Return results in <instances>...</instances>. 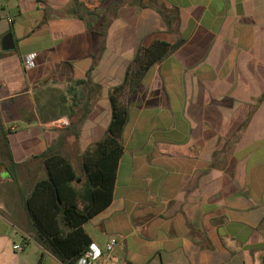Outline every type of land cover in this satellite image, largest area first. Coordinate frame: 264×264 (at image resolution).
Returning <instances> with one entry per match:
<instances>
[{
    "label": "crops",
    "instance_id": "1",
    "mask_svg": "<svg viewBox=\"0 0 264 264\" xmlns=\"http://www.w3.org/2000/svg\"><path fill=\"white\" fill-rule=\"evenodd\" d=\"M156 41L180 44L138 68ZM116 89L122 150L89 244L116 238L119 264H264V0H0V264H67L23 201L49 149L87 188Z\"/></svg>",
    "mask_w": 264,
    "mask_h": 264
},
{
    "label": "trees",
    "instance_id": "2",
    "mask_svg": "<svg viewBox=\"0 0 264 264\" xmlns=\"http://www.w3.org/2000/svg\"><path fill=\"white\" fill-rule=\"evenodd\" d=\"M170 48L161 41L148 48H139L134 64L144 71L148 70L163 60ZM118 94L116 89L111 99L113 118L109 126L110 136L98 143L84 160L87 188L80 191L75 187L77 176L71 164L49 149L43 156L47 177L38 181L23 201L36 230V240L67 264H76L90 245L81 226L104 209L112 197L117 161L122 150L116 136L125 121L122 107L116 105L118 100L115 96Z\"/></svg>",
    "mask_w": 264,
    "mask_h": 264
},
{
    "label": "built area",
    "instance_id": "3",
    "mask_svg": "<svg viewBox=\"0 0 264 264\" xmlns=\"http://www.w3.org/2000/svg\"><path fill=\"white\" fill-rule=\"evenodd\" d=\"M36 56V53H29L24 56L23 63L26 69H32L36 66ZM116 245V238H110L104 250H101L96 244L92 243L77 259L76 264H119L118 257L113 254ZM24 247V243H19L13 246V250L15 252H22Z\"/></svg>",
    "mask_w": 264,
    "mask_h": 264
},
{
    "label": "water",
    "instance_id": "4",
    "mask_svg": "<svg viewBox=\"0 0 264 264\" xmlns=\"http://www.w3.org/2000/svg\"><path fill=\"white\" fill-rule=\"evenodd\" d=\"M180 43L174 45L170 50L169 53H171L176 47L179 46ZM14 48L13 45V40H12V36L11 34H6L5 36H3L2 40H1V49L3 51H10ZM264 263V260H263Z\"/></svg>",
    "mask_w": 264,
    "mask_h": 264
}]
</instances>
